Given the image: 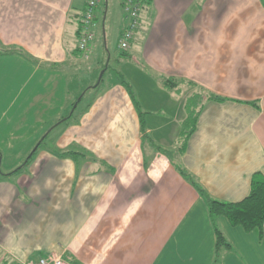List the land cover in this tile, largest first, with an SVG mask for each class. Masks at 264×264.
<instances>
[{"label": "crops", "instance_id": "crops-1", "mask_svg": "<svg viewBox=\"0 0 264 264\" xmlns=\"http://www.w3.org/2000/svg\"><path fill=\"white\" fill-rule=\"evenodd\" d=\"M85 1L0 0V65L12 75L0 83V118L16 128L0 137L1 159L23 144L0 174V264L51 254L70 264H214L207 203L180 170L226 203L264 177V0H152L131 69L106 82L104 73L93 91L74 83ZM199 89L227 100L205 106L183 151L185 102ZM57 126L56 149L39 147L13 174ZM218 225L234 248L219 264H264V230L260 241L224 217Z\"/></svg>", "mask_w": 264, "mask_h": 264}, {"label": "rangeland", "instance_id": "rangeland-1", "mask_svg": "<svg viewBox=\"0 0 264 264\" xmlns=\"http://www.w3.org/2000/svg\"><path fill=\"white\" fill-rule=\"evenodd\" d=\"M125 4H126V0H100V4L98 5V8L95 11V16H96L95 26L92 29L94 33V39L89 44L88 51L82 53L81 54L82 56H79L80 59L82 57L85 60L83 61L81 59V63H78L77 66H79L80 69L77 72L80 71V73L78 74L75 73L76 75L74 76V81H75L74 83L76 86L79 87V89L83 86L84 83L87 82L89 84H87L85 89H87L88 91H93V89L91 88L95 87L98 81H100L101 75H104V73H106L104 80V82H106L111 78L112 79L116 78L115 80L119 79L121 77L120 74L123 75L124 71H129L131 69L130 65H128L127 63L128 61L131 60L130 57L131 53L129 51H123L119 47L121 35L129 25L127 21V12L125 10ZM145 9H147V7H143L141 10L140 17L142 18H145L146 13H148V11H146ZM74 23H75L74 25H76V22ZM85 55H87V59ZM71 72H76V71L74 70ZM5 74L9 75L10 78L12 77L10 71L6 67L0 65V83L2 82L3 85L4 82L3 86H6L8 82L7 81L8 77L5 76ZM93 79H97V82L94 83L92 81ZM20 80L22 81V78H20ZM20 80L19 79L10 80V82L13 85H11L9 89L12 91L18 90V88L20 87ZM91 95H88V97H90ZM14 98L15 96H13L12 98H8V102L10 103L11 101H13ZM3 103L4 101L2 102V104ZM68 114H70V112ZM9 115L10 114H7L6 116L3 117V119L0 118L1 138L2 135L6 134V131H4L5 129L10 131H12V129H16L13 128V124L10 125V128L4 127L7 123H9L8 122ZM145 118L147 120L148 116L143 114V119L145 120ZM51 128L52 127H50L48 131H50ZM62 128L63 127H58V129L56 128L57 130L52 131V133L48 135L44 140H43L44 136L41 137L39 142H37L33 146L31 150L32 152L28 155V157H26L23 160L22 166L25 165L31 159L33 150L36 149V147L39 145V143L42 140L43 143L41 145V149L44 148L52 151L55 150L57 134L62 130ZM181 128L183 129L182 126H180V130ZM190 128L191 127H188L189 130ZM13 146L15 149L9 148L8 152L10 153H6V157L4 158V160H2L0 157V174L6 173L7 169L10 167V164L16 163L18 161V158L16 157L17 154L12 152L14 151L22 152L23 144L15 143ZM30 163L31 162H29V164L25 166V169L29 167ZM19 166H21V164ZM36 263L37 261L34 260L33 263H29V264H36Z\"/></svg>", "mask_w": 264, "mask_h": 264}, {"label": "trees", "instance_id": "trees-1", "mask_svg": "<svg viewBox=\"0 0 264 264\" xmlns=\"http://www.w3.org/2000/svg\"><path fill=\"white\" fill-rule=\"evenodd\" d=\"M152 0H142V8L148 4H151ZM88 7V0L85 1L84 8L82 12L78 15V31H77V48L74 53L82 52L78 48L79 37L81 34L82 21L86 15ZM98 8V7H97ZM126 9V4H125ZM142 10V9H141ZM96 11V10H95ZM140 27H141V17H140ZM140 27L137 29L139 30ZM130 50V49H129ZM106 72V70H105ZM104 78V76H103ZM103 80V79H102ZM102 82V81H101ZM121 83L124 84L128 90L129 86L121 79ZM101 84V83H100ZM163 84L167 89L179 90V82L173 78H165ZM188 85L194 86V84L189 83ZM100 85H98L99 87ZM131 91V90H130ZM132 98L134 99L133 93L131 92ZM227 99L212 94L210 92L199 89L193 94H191L185 102V109L187 112V118L184 122L183 129L180 135V141L183 151L186 150L187 144L191 136L195 133L199 115L202 113L203 109L208 103H222ZM140 117L143 118V114L140 113ZM70 119V118H69ZM66 121V120H64ZM143 124V120H142ZM188 127H191L190 130ZM43 141L38 145L35 152L31 155V159L23 165L21 168L13 172L19 173L25 166L31 162L33 156L38 152L39 147H41ZM80 154L74 152H68L61 154V157L75 159L79 157ZM186 178H188L192 185L196 188L200 196L206 201L210 220L215 232L216 237V247H215V260L214 264H219L222 255L226 252L233 251V246L220 229L218 225V219L224 217L228 220L230 225L234 228L241 227L246 233H255L258 239L261 241L263 237L264 230V177L257 174L252 179L250 194L242 201L236 203H226L220 202L212 199L204 189H202L194 180L183 170H180Z\"/></svg>", "mask_w": 264, "mask_h": 264}, {"label": "built area", "instance_id": "built-area-1", "mask_svg": "<svg viewBox=\"0 0 264 264\" xmlns=\"http://www.w3.org/2000/svg\"><path fill=\"white\" fill-rule=\"evenodd\" d=\"M142 0H126V12L128 26L121 35L120 49L128 51L134 40L135 33L140 27V13ZM100 4V0H88L86 15L82 21L81 34L79 37L78 48L84 53L88 51V46L94 39L93 27L95 26V10ZM87 56V55H85ZM36 264H70L60 256L51 254L38 258Z\"/></svg>", "mask_w": 264, "mask_h": 264}, {"label": "water", "instance_id": "water-1", "mask_svg": "<svg viewBox=\"0 0 264 264\" xmlns=\"http://www.w3.org/2000/svg\"><path fill=\"white\" fill-rule=\"evenodd\" d=\"M102 76H103V75H101L100 81H101V79H102Z\"/></svg>", "mask_w": 264, "mask_h": 264}]
</instances>
